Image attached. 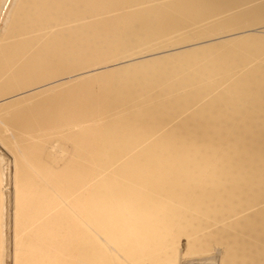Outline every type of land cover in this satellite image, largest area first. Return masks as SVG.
<instances>
[{
	"label": "bare ground",
	"instance_id": "obj_1",
	"mask_svg": "<svg viewBox=\"0 0 264 264\" xmlns=\"http://www.w3.org/2000/svg\"><path fill=\"white\" fill-rule=\"evenodd\" d=\"M0 264H264V0H0Z\"/></svg>",
	"mask_w": 264,
	"mask_h": 264
},
{
	"label": "rangeland",
	"instance_id": "obj_2",
	"mask_svg": "<svg viewBox=\"0 0 264 264\" xmlns=\"http://www.w3.org/2000/svg\"><path fill=\"white\" fill-rule=\"evenodd\" d=\"M10 182H11V181H10ZM10 185H11V184L9 183V184H8V186H9L8 189H9V190H11ZM9 194H11V193H9ZM11 196H12V194H11ZM9 199H11L10 195H9ZM9 245H10V244H9ZM9 250H10V248H9ZM8 253H10V251H9ZM7 262H10V254H9L8 261H7Z\"/></svg>",
	"mask_w": 264,
	"mask_h": 264
}]
</instances>
